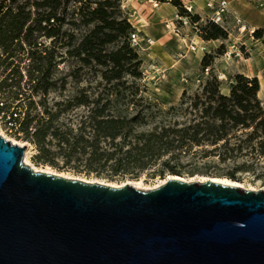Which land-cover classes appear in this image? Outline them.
Wrapping results in <instances>:
<instances>
[{"label":"rangeland","instance_id":"rangeland-1","mask_svg":"<svg viewBox=\"0 0 264 264\" xmlns=\"http://www.w3.org/2000/svg\"><path fill=\"white\" fill-rule=\"evenodd\" d=\"M33 1L29 0L25 6V10H30L32 13L28 22L30 26L35 25L34 17L43 16L49 10L46 7H36ZM76 1L61 3L56 12L60 17H64V20L50 23L52 25H45V29H34L30 38L32 43L40 45L39 49H46L48 56L53 55L51 76L55 87L46 95L44 102L51 111L55 110L54 102L71 100L77 95L99 98L102 102L108 99L110 101L109 108L115 115L134 118L133 131L128 136L130 141H134L133 133L148 132L163 124L174 121L182 122L190 118V114L187 111L183 113L181 108L190 102L189 96H193L201 90L211 75L216 76L220 82V91L228 94L230 85L234 82V75L245 69H249L250 72L256 71L259 83L263 86L258 97L264 107V37L254 38L251 33L248 36L242 34L243 38L238 39L233 37L229 39L227 36L225 39L205 40L200 34L188 33L182 39L173 35L166 28V24H170V28L179 25V21L175 17L178 14V8L172 9L171 5H164L161 12L169 15L162 22L155 21L159 28V33L156 35L165 36L168 39L165 44H162V49H158L157 44L155 47L154 45L149 47L147 42L150 41L145 39V31L140 27L145 22V17L138 16V12L134 8L135 13L131 21L135 27L137 26L139 45L134 49L142 60L139 66L141 76L133 78L125 75L124 79L126 80L123 83L118 84L115 80L108 83L101 78L102 68L100 66L84 64L78 57L68 53V50L77 43L82 34L90 28L81 24L79 16L74 14V7L78 4ZM127 1L120 0L122 17H128V13L132 12L128 8ZM154 1L149 0V3L153 5ZM25 2V0H16L12 3L15 5ZM182 3L183 9L186 10L183 15L188 14L185 6L191 8V14L198 15V12L202 14L201 10L206 2L205 0H182ZM217 4L218 0H213V9ZM248 7L260 11L264 17V6L256 7L252 4ZM213 9L207 11V15L204 13L200 24H205L203 20L212 14ZM236 16L233 12L226 13L222 25L227 32L231 31L233 35L241 34L246 30L243 23L237 21ZM150 23L152 22L150 21ZM242 25L243 27L239 29ZM42 26H44V22ZM50 26L55 27L57 35L50 37L47 35L46 30ZM191 44L195 46L194 50L190 49ZM22 45L24 50L16 51L13 65L19 64L22 76L21 89L29 93L27 89V82L30 79L29 70L32 66L37 65L38 57L37 54H34L33 57L29 53L31 49L35 50L33 44L23 43ZM221 46H223L222 52L217 53ZM45 53L42 52L43 55ZM205 54L215 55L211 65L207 67H203L201 64ZM4 57L5 55L0 49V135L10 140L12 144L16 142L19 145H26L22 158L23 163H25V153L28 151L27 157L30 165L38 169L47 167L50 171H56L72 178L85 179V181L112 185L128 183L135 185L140 190L157 187L172 175L183 177L186 181H205L211 177L226 178L228 181L239 183L246 189H264V159L257 158L258 156L249 153L248 149L231 150L229 147L235 145L236 140L234 139H231L226 147L220 146V144L202 143L196 145L186 140L181 142L175 140L172 145L182 143L180 147L159 157L145 156L147 166L144 170L139 171L134 163L124 164L122 168L114 169L112 164L115 159L104 161L103 158L99 162L92 163L87 160V155L74 153L65 156L67 150L60 149L56 145L55 138L48 135L46 139V141L50 140L48 157L53 160L54 165L36 164L33 160V155L37 152L36 148L32 143L22 139L20 123L27 112L35 118L42 115L44 106L38 103L42 97L35 96L34 104L29 107V98L25 94L15 95L16 88L13 85H6V83L15 81L19 75L10 73L12 67L6 69V63L10 59L1 63ZM45 60L47 59L42 61L45 62ZM2 80H6V83L1 85ZM183 99L185 105L180 107ZM86 111L85 106L74 105L60 117V120L71 125L72 133L76 134L79 132V125L84 119ZM13 141L15 142L13 143ZM62 145L65 146L63 143ZM114 156L120 157L121 161L128 159L122 151ZM127 161L129 162V159Z\"/></svg>","mask_w":264,"mask_h":264},{"label":"water","instance_id":"water-1","mask_svg":"<svg viewBox=\"0 0 264 264\" xmlns=\"http://www.w3.org/2000/svg\"><path fill=\"white\" fill-rule=\"evenodd\" d=\"M0 135V264H264V189L34 170Z\"/></svg>","mask_w":264,"mask_h":264},{"label":"trees","instance_id":"trees-1","mask_svg":"<svg viewBox=\"0 0 264 264\" xmlns=\"http://www.w3.org/2000/svg\"><path fill=\"white\" fill-rule=\"evenodd\" d=\"M14 1L16 0H9L7 4L5 0H0V49L5 55L1 63L10 59L6 63V69L12 67L10 73L18 74L19 78L11 83L2 80L1 85L4 83L13 85L16 88L14 90L16 96L18 93L25 94L29 98V107L34 104L35 96L42 97L38 102L44 106L42 115L35 118L27 112L20 123L22 139L32 143L36 148L37 152L33 155L36 164L54 165L53 160L48 157L50 152L48 147L50 140L46 141L48 135L55 138L56 145L60 149L67 150L65 156L74 153L87 155V160L92 163L99 162L103 158L104 161L115 159L112 164L114 169L134 163L139 171H142L147 166L145 156L159 157L180 147L182 143L172 145L175 140L178 142L186 140L196 145L220 144L226 147L230 140L234 139L236 142L234 146L229 147L231 150L248 149L247 151L257 155V158L264 159V107L258 97L260 83L257 76L249 77L236 73L229 93L225 94L220 91V82L216 76L211 75L201 90L189 96L190 102L181 108L183 113L187 111L190 114V118L182 122L166 123L148 132L133 133L134 141L128 139L133 131L134 118L115 115L109 108L108 99L102 102L99 98L77 95L71 100L54 102L55 110L51 111L44 102L46 95L55 87L51 76L53 55L48 56L46 49H39L40 45L32 43L30 38L34 29H45V25L63 21L64 17H60L56 9L61 3H69L71 0H34L33 4L36 7L49 9L45 15L34 17V26L28 24L32 13L30 10H25L29 0H25L23 4L13 5ZM155 1H168L178 8L179 15H183L186 11L183 9L182 0ZM76 2L78 4L74 7V14L79 16L81 24L90 28L82 34L68 53L78 57L84 64L100 66L101 78L108 83L114 80L118 84L123 83L126 80L125 75L140 77L139 66L142 60L129 40L134 27L127 17H122L120 0H77ZM190 18L192 21L200 20L197 14H190ZM43 22L44 26H42ZM203 22L204 25L199 23V34L203 39L227 38L228 32L225 28L209 19ZM46 31L49 37L57 35L55 27L50 26ZM252 35L254 38L264 37V27L256 28ZM23 43L33 44L35 50L31 49L29 53L33 57L37 54L38 57L37 65L29 70L30 79L27 82L29 93L21 89L22 76L19 64L13 65L16 51L24 50ZM222 50L223 46L218 48L217 53H221ZM42 52H46L45 55ZM214 56V54H205L201 60L202 66H210ZM43 59L47 60L43 62ZM74 105H83L87 108L84 119L79 125V132L76 134L72 133L71 125L60 120V117ZM184 105L183 99L180 107ZM120 151L129 162L128 159H125L127 161L125 162L121 161L120 157L114 156Z\"/></svg>","mask_w":264,"mask_h":264},{"label":"crops","instance_id":"crops-1","mask_svg":"<svg viewBox=\"0 0 264 264\" xmlns=\"http://www.w3.org/2000/svg\"><path fill=\"white\" fill-rule=\"evenodd\" d=\"M226 1H227V13L229 14V12H233L234 14H236L237 15L236 18H238L240 22H242L246 28L245 30L246 32L244 31L241 34L235 33L233 35L231 31L230 32L228 31L229 39L231 37H233L234 39L243 38L242 34L243 35L246 34L247 36L251 35V33L256 28H260L264 26V17L261 15V12L255 11L254 9H252V7H248L249 5H252V4L253 6L259 7L255 1L253 0H250V1L248 0H226ZM126 3L128 4V8L131 11H134V8H136V11L138 12V16L145 17V22L140 27H142L143 31H145V39L150 41L149 43L147 42V44H149L148 46L151 47L154 45L155 47V45L157 44V48L162 49L163 47L162 44H165L167 41L166 39L168 38H165V36L156 35L159 33L158 31L159 28H158V24L155 23V21L162 22L165 20V18L168 17L169 14L161 12V10L163 9L162 7L164 5H171L172 9H176V8L169 2H157L158 5L153 7V5L149 3V0H128ZM201 11H202L201 12L202 14L198 12V15H200L201 19H203L204 15L207 14V11L205 7H203ZM150 21L152 23H150ZM251 28L254 29L252 32H251ZM162 33H163V29H162ZM241 73L249 77L251 76L258 77V75L256 74V71L254 70L250 72L249 69H245L244 71L242 70Z\"/></svg>","mask_w":264,"mask_h":264},{"label":"built area","instance_id":"built-area-1","mask_svg":"<svg viewBox=\"0 0 264 264\" xmlns=\"http://www.w3.org/2000/svg\"><path fill=\"white\" fill-rule=\"evenodd\" d=\"M257 3V5L260 6H264V0H253ZM5 3L9 4V0H5ZM205 9L206 11L212 10L213 9V0H207L205 3ZM185 8L187 9L188 14L185 15H176V19L177 21H179V25L178 26H174L173 28H170V24H166V28H168L167 30L170 31L173 35H175L176 37H180V38H185L186 34L188 33H194V34H199V22L202 20L200 18V20L198 21H192L190 18V14L192 12L191 8L188 6H185ZM214 11H210L212 14L210 16H206L207 19L211 20L212 22L219 24L220 26L223 25L224 19H225V14L227 13V1L226 0H218V4L217 6L213 9ZM134 11L128 13V20L131 22L132 26L134 27V30L130 33V44L132 47L138 46L139 45V38H138V34L136 31V27L133 24V22L131 21V18L134 17ZM207 15V14H206ZM130 18V19H129ZM238 22H240V20L238 18H236ZM176 25V24H173ZM243 27L240 26L239 29H241ZM183 36V37H182ZM195 46H193V44L190 45V49L194 50Z\"/></svg>","mask_w":264,"mask_h":264},{"label":"bare ground","instance_id":"bare-ground-1","mask_svg":"<svg viewBox=\"0 0 264 264\" xmlns=\"http://www.w3.org/2000/svg\"><path fill=\"white\" fill-rule=\"evenodd\" d=\"M153 5L154 6H157L158 5V3L157 2H153ZM254 29H251V32L253 31ZM262 89H263V86H262V84H260V88H259V91H258V94H260V92L262 91ZM2 134V133H1ZM15 141H13V143H14ZM16 143V142H15ZM21 144V143H20ZM28 152V151H27ZM25 153V156H24V162H25V164H28V165H30V162L28 161V157H27V154L28 153ZM34 170H39V171H43V172H52V173H55V174H60V175H62L61 173H58V172H54V171H50L47 167L46 168H41V169H38L37 167H35V166H33V165H30ZM63 176H65V177H68V178H72V177H69V176H66V175H63ZM172 177H178V178H181V179H183V177H179L178 175L176 176V175H172ZM211 179L212 180H215V181H218V182H222V183H225V184H233V185H239L240 186V184L239 183H237V182H233V181H228L226 178H224V179H217L216 177L214 178H212L211 177ZM85 180V179H84ZM87 182H92V181H89V180H86ZM103 183V182H102ZM122 185V184H121ZM133 186H135V185H133ZM137 186V185H136ZM137 188V187H136ZM143 188V187H142ZM145 189V188H144ZM146 190V189H145Z\"/></svg>","mask_w":264,"mask_h":264}]
</instances>
